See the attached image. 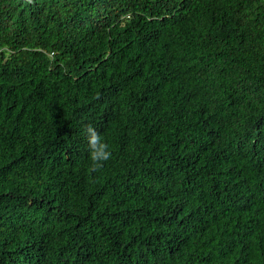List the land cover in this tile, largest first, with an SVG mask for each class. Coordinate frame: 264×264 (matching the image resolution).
Listing matches in <instances>:
<instances>
[{
  "label": "trees",
  "instance_id": "obj_1",
  "mask_svg": "<svg viewBox=\"0 0 264 264\" xmlns=\"http://www.w3.org/2000/svg\"><path fill=\"white\" fill-rule=\"evenodd\" d=\"M0 264H264V0H0Z\"/></svg>",
  "mask_w": 264,
  "mask_h": 264
},
{
  "label": "clouds",
  "instance_id": "obj_2",
  "mask_svg": "<svg viewBox=\"0 0 264 264\" xmlns=\"http://www.w3.org/2000/svg\"><path fill=\"white\" fill-rule=\"evenodd\" d=\"M88 143L90 148L91 170L96 171L103 167V162L111 158L109 145L105 142L96 129L89 125L87 128Z\"/></svg>",
  "mask_w": 264,
  "mask_h": 264
}]
</instances>
